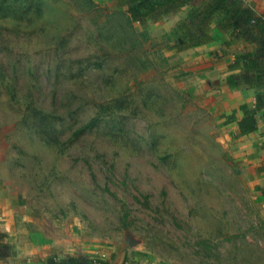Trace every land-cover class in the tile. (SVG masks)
<instances>
[{
	"label": "rangeland",
	"instance_id": "obj_1",
	"mask_svg": "<svg viewBox=\"0 0 264 264\" xmlns=\"http://www.w3.org/2000/svg\"><path fill=\"white\" fill-rule=\"evenodd\" d=\"M209 1L142 29L113 0H0L8 264H264V157L224 126L227 55L170 48L190 36L224 44L193 13Z\"/></svg>",
	"mask_w": 264,
	"mask_h": 264
},
{
	"label": "trees",
	"instance_id": "obj_2",
	"mask_svg": "<svg viewBox=\"0 0 264 264\" xmlns=\"http://www.w3.org/2000/svg\"><path fill=\"white\" fill-rule=\"evenodd\" d=\"M188 0H113L115 7L124 8L128 14L129 20L137 22L142 29H146L148 20H155L162 16L177 10ZM192 13V12H191ZM195 17L200 16L201 22L209 21L213 29L218 30L222 34H227L232 41L225 40L224 43L229 45L233 39H237L240 35H246L248 38L254 39L256 34L264 36V11L261 16H257L250 6H244L240 0H210L205 7L193 10ZM219 14L220 18L214 20V15ZM180 26V25H179ZM176 32L182 34L181 28L176 27ZM189 37V36H188ZM217 38L214 35L207 36H190L187 40L183 39L179 43L170 46L171 49L180 51L190 47H195L203 43L213 41ZM235 64L241 60H249L252 68L261 72L258 80H264V60H260L256 53L244 52L234 55ZM264 107V93L256 94L255 104L253 107L242 106L243 117L237 121L239 132L243 134L250 133L255 130V112ZM94 123L89 122L88 128H92ZM90 130V129H89ZM85 131V130H84ZM264 195V188H257ZM0 234V262L8 264L6 258L10 256L11 247L9 244L2 242ZM41 264H110L108 260L92 258L83 254H67L62 257L47 256L38 260Z\"/></svg>",
	"mask_w": 264,
	"mask_h": 264
},
{
	"label": "crops",
	"instance_id": "obj_3",
	"mask_svg": "<svg viewBox=\"0 0 264 264\" xmlns=\"http://www.w3.org/2000/svg\"><path fill=\"white\" fill-rule=\"evenodd\" d=\"M246 6L245 4H243ZM257 16H261L264 11V5L259 2L250 6ZM224 40L228 39L227 34H223ZM223 39V38H222ZM220 39V40H222ZM236 40L234 45H237L240 49L236 51L237 53L253 52L256 53L260 60H264V36L256 34L254 39L248 38L246 35H240ZM232 45L222 44L220 45L219 39L203 43L201 45L193 47L196 51L203 50H215L221 48V50H216L221 53H225L227 56L222 57L223 63V78L224 82L221 86V91H225L227 94L226 102L223 105V110L226 109L222 116L227 117L224 121V126L228 129L229 135L237 139L243 140V151L247 153H257L264 157V107L259 108L255 116V130L247 133L241 134L239 132L237 121L243 117L242 106H248L251 108L255 104L256 94L264 93V80L260 78L258 80V75L262 73L252 68L249 60H241L236 66L235 64V54H229V47ZM251 46V47H250ZM225 49V50H224ZM215 54V51L212 52ZM264 168H262L263 170ZM16 264H41L39 261L22 260Z\"/></svg>",
	"mask_w": 264,
	"mask_h": 264
}]
</instances>
